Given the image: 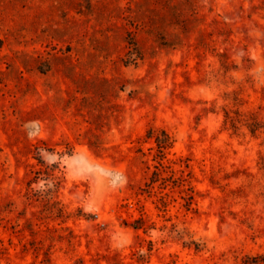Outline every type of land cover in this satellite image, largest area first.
<instances>
[{"label":"rangeland","instance_id":"1","mask_svg":"<svg viewBox=\"0 0 264 264\" xmlns=\"http://www.w3.org/2000/svg\"><path fill=\"white\" fill-rule=\"evenodd\" d=\"M259 256L264 0H0V264Z\"/></svg>","mask_w":264,"mask_h":264},{"label":"trees","instance_id":"2","mask_svg":"<svg viewBox=\"0 0 264 264\" xmlns=\"http://www.w3.org/2000/svg\"><path fill=\"white\" fill-rule=\"evenodd\" d=\"M227 118H229V116ZM230 121H233V119L230 118ZM232 125L235 126V122H232ZM248 127L252 133H255L259 129L258 122L252 123V124L248 123ZM153 131L154 130H151L150 133H152ZM162 134H164L165 137H163L159 133L157 135H155L157 144H158L161 152H163L166 148L172 146V141L170 140L169 135L164 130H162ZM260 258H262V259L260 260ZM255 259H256L255 263H260V261H262V263L264 264V256H259V257H256Z\"/></svg>","mask_w":264,"mask_h":264}]
</instances>
